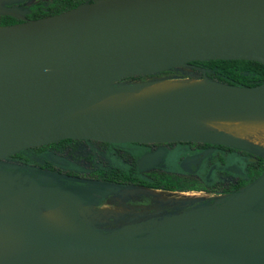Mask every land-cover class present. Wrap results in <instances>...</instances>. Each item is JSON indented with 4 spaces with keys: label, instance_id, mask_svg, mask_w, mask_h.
Returning a JSON list of instances; mask_svg holds the SVG:
<instances>
[{
    "label": "water",
    "instance_id": "1",
    "mask_svg": "<svg viewBox=\"0 0 264 264\" xmlns=\"http://www.w3.org/2000/svg\"><path fill=\"white\" fill-rule=\"evenodd\" d=\"M0 5V15L22 20L0 26V161L51 142L95 140L151 143L210 140L243 147L246 140L209 130L199 119L264 114V83L241 87L210 81L121 114L69 118L111 94L119 84L191 62L242 60L264 64V0H92L57 15L26 20ZM196 126V130L190 129ZM25 195L23 212L53 210L66 202L52 189ZM264 173L218 208L94 230L77 214L76 232L27 226L33 243L0 264H264ZM82 204V203H81ZM239 252L245 256V263Z\"/></svg>",
    "mask_w": 264,
    "mask_h": 264
},
{
    "label": "flooded vegetation",
    "instance_id": "2",
    "mask_svg": "<svg viewBox=\"0 0 264 264\" xmlns=\"http://www.w3.org/2000/svg\"><path fill=\"white\" fill-rule=\"evenodd\" d=\"M60 1L76 6L92 2L0 0V5L18 10L26 20H35L33 15H48ZM168 76L184 74L168 72L156 77ZM140 80L126 78L119 84ZM0 171L6 178V192L33 185L58 191L60 198L70 195L95 211L112 210L100 222L103 226L153 224L186 212L218 208L243 192L264 173V147L249 141L236 147L211 139L151 143L65 139L9 156L0 161ZM158 193L179 196L174 203L163 205L154 202L161 199ZM251 210L264 212V197Z\"/></svg>",
    "mask_w": 264,
    "mask_h": 264
},
{
    "label": "bare ground",
    "instance_id": "3",
    "mask_svg": "<svg viewBox=\"0 0 264 264\" xmlns=\"http://www.w3.org/2000/svg\"><path fill=\"white\" fill-rule=\"evenodd\" d=\"M203 84L204 80L188 78H167L137 84L135 89L106 96L93 105L81 108L69 118L135 111L161 98ZM196 123L207 130L223 132L233 138L264 147V114L209 117L199 119ZM195 130L196 126L190 129L191 132ZM65 200L66 202L56 209L39 213L31 209L22 211L25 195H17L0 202V260L30 248L33 240L26 228L29 225H37L44 230L58 233L76 232L78 227L73 222V215L85 218L92 208L81 205L70 195L65 196ZM239 255L241 261L245 263L244 254L239 252Z\"/></svg>",
    "mask_w": 264,
    "mask_h": 264
},
{
    "label": "trees",
    "instance_id": "4",
    "mask_svg": "<svg viewBox=\"0 0 264 264\" xmlns=\"http://www.w3.org/2000/svg\"><path fill=\"white\" fill-rule=\"evenodd\" d=\"M76 4L60 1L53 5L48 15H56L74 8ZM48 15H33L31 19H38ZM13 17L0 15V26L19 23ZM190 67L198 73V79L206 77L217 83L252 87L264 83V64L242 60H211L203 62H191ZM168 73V72H163ZM161 74V73H160ZM159 74H156V76ZM141 78L131 77L130 79Z\"/></svg>",
    "mask_w": 264,
    "mask_h": 264
},
{
    "label": "rangeland",
    "instance_id": "5",
    "mask_svg": "<svg viewBox=\"0 0 264 264\" xmlns=\"http://www.w3.org/2000/svg\"><path fill=\"white\" fill-rule=\"evenodd\" d=\"M36 1H39V0H31V2H36ZM167 72H172V73H176V74H184V76L183 77H170V76H168V77H156V74H155V75H149V76L141 77L140 81L143 82V81H150V80H153V79H161V78H188V79L199 80L198 77H197L198 73H196L191 67H188V66L179 67V68H176V69H171V70H169ZM224 134H226V133H224ZM125 194L127 196H129L132 193H125ZM158 196H159V198H161L160 201L154 200V202H161L163 205L164 204H169L170 205V204H172V203H174L176 201L175 198L178 197L179 195H177V194L172 195V194L158 193ZM163 197L168 198V202L162 201L164 199ZM110 212H112V210L104 209V210H101V211H95L92 208L90 214L87 215L85 218H83L84 221H85L86 228H90V229H94V230H104V229H107V230H121L122 228H126V227L127 228H133V229L140 228V227H137L136 224L120 225V226H117V227H114V226H109V227L103 226L102 224H100V222Z\"/></svg>",
    "mask_w": 264,
    "mask_h": 264
}]
</instances>
